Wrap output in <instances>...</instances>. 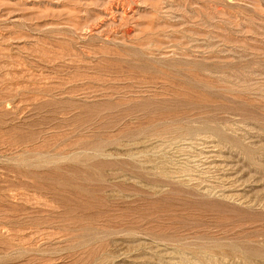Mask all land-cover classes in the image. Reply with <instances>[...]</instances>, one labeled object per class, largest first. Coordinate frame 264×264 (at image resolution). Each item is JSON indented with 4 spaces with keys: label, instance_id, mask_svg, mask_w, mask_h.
Returning a JSON list of instances; mask_svg holds the SVG:
<instances>
[{
    "label": "rangeland",
    "instance_id": "1",
    "mask_svg": "<svg viewBox=\"0 0 264 264\" xmlns=\"http://www.w3.org/2000/svg\"><path fill=\"white\" fill-rule=\"evenodd\" d=\"M0 264H264V0H0Z\"/></svg>",
    "mask_w": 264,
    "mask_h": 264
}]
</instances>
